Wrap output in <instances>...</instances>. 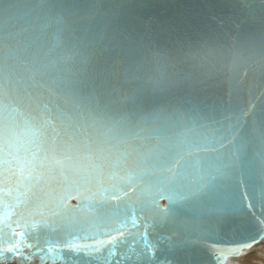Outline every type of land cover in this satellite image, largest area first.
I'll use <instances>...</instances> for the list:
<instances>
[{"label": "water", "instance_id": "95a60500", "mask_svg": "<svg viewBox=\"0 0 264 264\" xmlns=\"http://www.w3.org/2000/svg\"><path fill=\"white\" fill-rule=\"evenodd\" d=\"M61 2L104 51L43 143L9 116L0 264H228L261 243L264 0ZM145 49L179 80L126 95L112 70Z\"/></svg>", "mask_w": 264, "mask_h": 264}, {"label": "clouds", "instance_id": "9594fccd", "mask_svg": "<svg viewBox=\"0 0 264 264\" xmlns=\"http://www.w3.org/2000/svg\"><path fill=\"white\" fill-rule=\"evenodd\" d=\"M13 11L16 23L0 36V151L7 143L10 115L18 127L34 129L43 143L55 131L53 112L78 103L77 86L104 51L93 33V12L73 9L61 0L0 4V12ZM178 62L167 51L145 49L132 60H119L112 76L126 95L154 90L178 82ZM241 252L229 249L223 258Z\"/></svg>", "mask_w": 264, "mask_h": 264}, {"label": "bare ground", "instance_id": "6f19581e", "mask_svg": "<svg viewBox=\"0 0 264 264\" xmlns=\"http://www.w3.org/2000/svg\"><path fill=\"white\" fill-rule=\"evenodd\" d=\"M228 264H264V240L252 249L245 250L242 256L230 259Z\"/></svg>", "mask_w": 264, "mask_h": 264}]
</instances>
